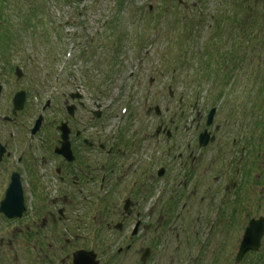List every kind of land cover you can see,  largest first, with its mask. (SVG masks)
Here are the masks:
<instances>
[{
    "label": "flooded vegetation",
    "instance_id": "obj_1",
    "mask_svg": "<svg viewBox=\"0 0 264 264\" xmlns=\"http://www.w3.org/2000/svg\"><path fill=\"white\" fill-rule=\"evenodd\" d=\"M237 1L218 2L221 43L234 42L223 34ZM169 4L187 26L203 23L192 17L197 4ZM10 72L0 73V264H75L77 255L90 264H229L240 244L228 235L241 243L264 217V131H249L245 118L233 122L219 106L204 146L202 116L186 113L181 95L176 127L161 123L154 135L147 124L115 127L111 80L84 81L78 68L56 86L23 88Z\"/></svg>",
    "mask_w": 264,
    "mask_h": 264
},
{
    "label": "rangeland",
    "instance_id": "obj_2",
    "mask_svg": "<svg viewBox=\"0 0 264 264\" xmlns=\"http://www.w3.org/2000/svg\"><path fill=\"white\" fill-rule=\"evenodd\" d=\"M125 1H127L125 10L120 12L118 6L123 0H85V2L79 0H5L6 9L3 15L6 19L0 16V28L8 20L10 35L13 37L12 42L21 44L11 48L14 52L10 62H3L4 57L0 56V73L3 75L9 73L11 67L16 65L21 67L25 74V80L20 83V87L23 88L32 87L35 80L44 81L45 85L48 82L56 86L60 83L58 80L63 79L64 69L73 75L75 74L74 69L81 68L83 72L93 75L90 79L98 82L112 80L115 85L114 95L117 97L114 103L115 111L119 117L115 122V127L126 123L130 126L147 124L152 126L154 135L155 128L159 124H176V102L170 99L169 87L172 88L175 97L188 89L207 90L201 96L204 100L198 102L199 108L196 111L204 112L216 104V98L219 99L221 95H216L215 92L213 94L208 90L222 86V79L208 78L200 85L198 80L195 82L188 76L190 74L195 77L203 73L200 70L203 62L199 64L198 60L203 56V46L194 49L188 47L186 39L183 38L184 33L181 32L183 31L182 25L178 29L170 27L173 15L168 19L163 18L155 25H151L150 21L146 24V18H142L143 8L148 10L147 7L150 4L161 7L168 0ZM185 1L189 5L199 2V0ZM218 2L219 0H202L200 6L206 15L212 16L219 8ZM262 3L257 4L254 9L263 14L264 18ZM98 21L99 24H97ZM103 21H110L108 30H102ZM110 31L124 33L127 38L123 37L118 40L116 37L111 39L106 37L104 40L102 36H98V34H107ZM207 33L208 29L205 28L202 31L204 40H201V45L205 44ZM94 35L97 37L94 39L95 44H92L89 40ZM255 35L257 38L264 37L260 31L255 32ZM3 45L2 47L0 45V53L6 48L9 49L8 46L4 48ZM220 47L225 50V54L229 52V48L232 52L236 48V51H240V57L243 53H246L248 57L241 64L240 72L244 74L239 78H232V85L248 86L257 82L264 88V81L260 76L264 72V45L254 41L247 44L238 43L237 46L227 44ZM185 60L191 61L193 66L190 68L184 66L183 69L181 66ZM230 62L231 59L225 63L230 64ZM4 67L7 68L6 72ZM221 69H224L223 65ZM254 75H257L255 81ZM153 78L156 81L151 84L150 79ZM244 93L243 101L246 100L249 125L251 128L259 126L258 130L264 131L262 91V99L258 104L254 103L253 98L251 102H248L249 92H245L243 88L237 92L230 91L227 96L229 94L234 96L227 97L225 101L239 102ZM156 106H160L161 117L155 114ZM167 108L170 109L169 113L166 112ZM232 110L231 107H225L223 112L228 117L232 114L231 120L234 122L235 113ZM170 127L175 126L170 125ZM158 142V138L155 137L153 143L155 149H160ZM237 239V235H228V244L234 246L238 243ZM228 251L229 264H235L237 251L232 248ZM261 256L264 257V252ZM256 260L251 258L246 264H262L260 261L256 263Z\"/></svg>",
    "mask_w": 264,
    "mask_h": 264
},
{
    "label": "water",
    "instance_id": "obj_3",
    "mask_svg": "<svg viewBox=\"0 0 264 264\" xmlns=\"http://www.w3.org/2000/svg\"><path fill=\"white\" fill-rule=\"evenodd\" d=\"M210 115L209 122H211L213 118V112ZM264 236V219L256 222H252L250 226L247 228L244 242L240 248V253L237 257V261H241L248 252L254 251L257 252L261 246L262 237ZM76 264H90L85 258H81V256L77 257ZM96 264V263H95Z\"/></svg>",
    "mask_w": 264,
    "mask_h": 264
},
{
    "label": "trees",
    "instance_id": "obj_4",
    "mask_svg": "<svg viewBox=\"0 0 264 264\" xmlns=\"http://www.w3.org/2000/svg\"><path fill=\"white\" fill-rule=\"evenodd\" d=\"M251 25H252V27H253L254 29H256V26H257V25H256L255 21H253ZM262 29H264V26H262ZM257 43H258V44L260 43V44L264 45V40L259 41V42H257ZM208 65H209V64H206V66L204 67L205 70H207V66H208ZM260 76H261L262 80L264 81V72H262ZM254 77H257V75H254ZM260 89H261V91L263 92V93H262V97H263V99H264V88L261 86ZM253 97H254V95H251V96H250V99H252ZM262 97L260 96V99H262ZM248 100H249V99H248Z\"/></svg>",
    "mask_w": 264,
    "mask_h": 264
}]
</instances>
